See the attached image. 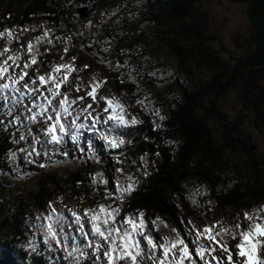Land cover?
<instances>
[{"label":"trees","instance_id":"trees-1","mask_svg":"<svg viewBox=\"0 0 264 264\" xmlns=\"http://www.w3.org/2000/svg\"><path fill=\"white\" fill-rule=\"evenodd\" d=\"M233 3L242 5L247 26L230 33L231 43L225 45L223 35L213 30L206 6L229 8ZM227 10L220 12L230 23ZM43 20L54 38L65 36L63 42L70 38L78 43L77 62L97 65L106 86L121 93L131 85L127 88L116 70L104 68L107 59L100 55L105 48L92 43L95 36L102 37L112 54L126 57L118 63L136 64L143 74L144 88L133 105L151 114L152 107L137 103L149 97L167 111L166 134L154 132L148 121L144 130L149 139L127 144L119 158L122 163L106 159L98 166L113 185L118 166L137 171L146 154L147 177L125 197L123 209H142L147 218L176 225L189 217L207 222L231 219L244 209L264 205V0H0V27H36L22 32V43L41 35L47 28ZM39 59L46 63L45 57ZM147 66L150 73L145 72ZM85 71L89 73V67ZM6 153L0 143V160ZM89 188L83 170L42 172L30 191L13 188L0 177V242L5 243H0V264L15 262L2 250L26 243L15 240L25 228L26 210L44 207L57 194L69 195V206H78L76 196ZM106 192L104 186L89 205L103 201ZM192 198L200 206H194Z\"/></svg>","mask_w":264,"mask_h":264},{"label":"snow or ice","instance_id":"snow-or-ice-1","mask_svg":"<svg viewBox=\"0 0 264 264\" xmlns=\"http://www.w3.org/2000/svg\"><path fill=\"white\" fill-rule=\"evenodd\" d=\"M29 30L36 31V27L0 31V38L6 37V45L0 47V105L4 108L0 125L7 128L11 124L15 130L11 133L12 142L23 141L28 145L27 149H19L25 153L24 160L47 168V163H40L36 158L68 157L73 149L96 159L94 140L86 136L89 132L109 152L124 146L127 129L142 121L130 115L128 106L115 96L100 95L98 99L102 82L95 77L84 95L73 97L67 88L61 91L71 74L80 71L75 66L76 58L65 62L61 56L60 63L52 62L49 66L39 59L49 51L45 49L42 53L41 43L54 46V39H60L54 38L52 30L47 28L34 42H27L26 47L12 48L13 40L18 42L20 33ZM63 52L66 54L68 48ZM34 65L39 67L30 76L29 69ZM40 67L45 68L43 73ZM74 88L76 92L81 91L79 83ZM87 98L90 100L85 103ZM137 103L144 105L143 100ZM153 114L158 115L155 111ZM159 119L163 121L164 117L161 115ZM154 124L156 128L162 127L155 121ZM8 156L11 161L17 160L16 151H9ZM116 163H122L118 156ZM115 171L123 173L122 168ZM127 179L129 182L123 185L117 181L119 196L104 193L101 199H117L123 203L125 194L131 195L136 188L133 177L129 175ZM90 184L107 186L109 180L97 172ZM78 199L83 203V197ZM192 204L200 206L195 198ZM159 219H154L152 225L156 226ZM233 221L231 224L205 222L201 228L188 221L192 225L189 230L192 240L174 228L171 234L157 236L159 227L155 231L149 229L143 211L129 210L121 216L120 207L99 201L94 207L81 210L76 205L65 204L63 197H59L45 205L44 211L30 222V228L42 235L43 245L50 253L58 254L52 258L53 264H264V205L237 212ZM229 240L235 243L230 245ZM26 243L33 245L34 241L26 239ZM30 250L36 251L35 247Z\"/></svg>","mask_w":264,"mask_h":264},{"label":"rangeland","instance_id":"rangeland-1","mask_svg":"<svg viewBox=\"0 0 264 264\" xmlns=\"http://www.w3.org/2000/svg\"><path fill=\"white\" fill-rule=\"evenodd\" d=\"M207 10L209 11L211 18H212V24H213V30L217 31L218 34H222L225 45H229L231 43L232 37H230V33L235 31H241L245 26H247V22L245 21V16L243 12L242 5L238 4H230L229 8L221 6V8L217 7L216 5H207ZM222 8L228 9L227 13L229 15V22L227 21V18L224 16L225 14L223 12H220ZM226 25V26H225ZM228 31V34L225 35L224 32ZM233 50V48H232ZM234 54L238 57V52L233 50ZM128 98V97H125ZM260 139L258 137V142L260 143ZM224 224H228L226 220H224ZM201 225V224H200ZM203 227V226H202ZM2 244H5L4 242H0Z\"/></svg>","mask_w":264,"mask_h":264},{"label":"bare ground","instance_id":"bare-ground-1","mask_svg":"<svg viewBox=\"0 0 264 264\" xmlns=\"http://www.w3.org/2000/svg\"><path fill=\"white\" fill-rule=\"evenodd\" d=\"M0 143H2V146H5L3 138H0ZM1 253L2 254L7 253V255H9V256L12 255V258L15 257V259H13V260H15V262L13 264H28L27 261L30 259L29 256L20 253L15 246L6 247V249L2 250ZM10 261L11 260L9 259L7 264H9ZM37 263L38 264H45L43 261H38Z\"/></svg>","mask_w":264,"mask_h":264}]
</instances>
